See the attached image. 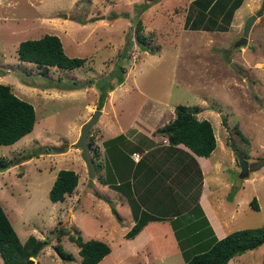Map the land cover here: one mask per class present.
<instances>
[{
    "label": "rangeland",
    "instance_id": "1",
    "mask_svg": "<svg viewBox=\"0 0 264 264\" xmlns=\"http://www.w3.org/2000/svg\"><path fill=\"white\" fill-rule=\"evenodd\" d=\"M150 1L0 0V82L9 84L35 109L33 129L12 144L0 145V161L11 163L0 170V203L21 241L31 234L50 237L35 262L81 264L78 246L68 236L70 229L84 240L98 238L110 245L111 251L97 264H184L176 235L170 231L176 217L154 222L140 235L147 221L134 235L125 236L128 208L120 207L119 219L113 214L98 172L88 177L81 149L74 145L81 124L97 108L101 89L110 86L115 90L113 100L105 102L106 112L90 128L88 141L99 148L105 122L110 133L144 114L156 129L174 118L177 104L198 105L201 110L196 116L211 121L216 137L215 148L203 160L208 167L204 179L211 189L209 201L224 219L235 212L233 201L239 203L237 219L227 224L228 232L264 227V0H242L231 15H218L217 24H226L224 29L206 27L208 16L200 20L201 8L195 0L155 1L139 13L145 36L140 44L132 21L138 16L135 4ZM252 13L257 17L248 34L251 44L235 46ZM44 33L56 34L67 55L86 57V61L73 69H44L20 60L18 42ZM128 34L132 43L121 56ZM120 75L123 81L117 83ZM86 82L91 85L68 89ZM128 132L132 133L131 128ZM156 140L163 138L156 135ZM43 145L61 151L25 159L33 148ZM121 147L118 164L123 156L134 160L131 152L137 144L124 141ZM240 152L248 154L249 172L243 177L239 176ZM61 168L74 169L78 183L64 200L53 202L49 189ZM202 185L203 178L192 200L198 202ZM156 186L149 184L147 190ZM253 197L258 209L250 203ZM110 199L114 206L120 205L115 197ZM174 215L188 216L181 210ZM58 227L67 230L59 241ZM56 243L73 258L62 259L54 249ZM263 256L264 243L229 261L263 264ZM0 264H5L1 255Z\"/></svg>",
    "mask_w": 264,
    "mask_h": 264
},
{
    "label": "trees",
    "instance_id": "2",
    "mask_svg": "<svg viewBox=\"0 0 264 264\" xmlns=\"http://www.w3.org/2000/svg\"><path fill=\"white\" fill-rule=\"evenodd\" d=\"M155 1L158 0L135 4V12L138 16L132 18V21L134 22V31L141 41L140 44H143L145 36L141 33L142 23L139 18V13ZM241 1L242 0H195V4L201 8V21L208 16V24L206 27L211 28L215 26L216 28L220 27L224 29L226 24H217L219 23L218 15L221 13L228 16L231 15L232 11ZM131 43L129 35L127 45H125L121 56H124L126 50L131 46ZM16 54L20 60L34 62L44 67V69H48L50 66L73 69L83 65L86 61V57L67 55L59 36L51 33H44L37 38L20 40L16 47ZM122 77V75L118 77L117 83L123 81ZM86 85H91V82L74 84L68 87V89L84 87ZM112 89V86H110L108 90L101 89L97 108L103 106L108 91ZM200 110L201 108L198 105L190 106L186 104H177L174 118L161 127H158L155 131L167 136L170 145L183 143L197 155L207 157L216 146V137L211 121L207 118L200 119L196 116V113ZM34 124L35 109L33 104L16 95L11 90L9 84L0 82V145L14 143L22 136L29 133L33 129ZM118 137H120V135L115 138ZM114 140L115 139H110L106 143L108 144ZM88 143L90 145V151L92 150L91 157L95 164L96 171L98 172V180L103 184H113L114 176L109 178V175L106 174L104 177L100 172L102 170V158L99 157L100 154L97 148L94 147L91 140H89ZM136 148L142 150V147L138 145ZM59 151H61L60 148H55V146H37L26 154L25 159L38 156L44 152L50 153ZM132 151H134V149ZM240 155L245 160H248V154L246 152H240ZM194 163L196 164V174L200 175V179V169L195 160ZM10 164V161H0V170L7 168ZM119 165V171L123 172L127 166H129V168L133 167V161L129 157H126L125 162H120ZM137 166H139V163H137ZM129 172L130 170L127 174ZM123 175L124 173L120 176ZM77 183L78 175L74 169H59L49 189L50 200L53 202L64 200L67 194L73 192ZM99 196L101 197V195ZM105 199L110 204L113 214L119 219L120 214L111 202V199L108 197ZM250 203L255 209H258L255 197L250 200ZM131 209L133 212L134 206L132 207L131 205ZM185 214H188V216L175 215L176 220L172 222L173 232L174 235H176L180 250L183 253L185 264H227L228 260L233 256L239 255L248 249L256 248L264 243L263 226L235 229L223 237L217 238L198 204L188 209ZM188 218L190 219L187 220ZM133 219L134 224L127 230L125 236L134 235L149 219H152V217L149 215L147 217L144 215L137 217L133 214ZM66 231L65 227L56 228L55 235L58 241L60 240V235L67 233ZM69 231V239L74 241L78 246L81 264H97L111 251L110 245L102 239L90 238L84 240L76 231H71L70 229ZM49 239V236L40 239L31 234L24 241H21L10 219L7 217L4 207L0 203V255L5 264H27L29 258L38 256L43 247L50 243ZM54 249L62 259L67 260L73 258V255L66 252L60 243H56ZM35 264L41 263L38 260Z\"/></svg>",
    "mask_w": 264,
    "mask_h": 264
},
{
    "label": "crops",
    "instance_id": "3",
    "mask_svg": "<svg viewBox=\"0 0 264 264\" xmlns=\"http://www.w3.org/2000/svg\"><path fill=\"white\" fill-rule=\"evenodd\" d=\"M114 91L115 90L108 91L109 94L107 93V96L105 97L103 109L101 108V114L98 121H100L102 115L106 112L104 107L105 102L107 100L109 102L111 98L113 100V97L111 96L114 94ZM148 113H146V118L150 117ZM140 116L142 118L136 117L122 130L118 129L117 131H112L110 133H107L105 130L108 124L105 122L100 134L102 140L97 143L99 148L96 145L94 146L100 154L99 157L104 161V170L102 168L101 171H104L109 175V178L114 176L113 184H103L100 182L102 193L105 194L106 190L107 195L105 194V196H109L110 198L115 197L120 202V205L118 206H116L115 203V207L119 214L120 207H126V210L128 208V211H125L124 216L129 222V227L125 228V231L122 233L125 234L134 224V219L132 218L133 214L137 217L142 215L146 217L149 215L152 217V219H149L147 224L143 227L144 229L140 234L142 235L152 223L165 221L170 216L175 217L173 214H175L177 210L186 212L196 204H198L200 208L202 207L201 209L217 238H221L229 233L228 231L230 228L227 229V224H230V221L233 222L237 219L236 213L238 212L239 203H236V199L233 201L235 206L237 205L233 210L235 212L231 213L230 216H227L226 219L218 216L215 206L209 201L207 195L211 189L206 182L207 180L204 179L208 169L207 166H203V160H206V156L197 155L183 143L170 145L167 136L155 131L163 124L154 129L155 123L150 124L147 122L144 114H141ZM130 128L132 132L131 134L128 132V129ZM119 135L120 137L115 138ZM156 135L161 136L163 141H157ZM133 136L135 138H133ZM110 139L115 140L107 144L106 142ZM124 141L130 144L135 143L142 147V150L134 149L131 153L137 152L139 157L132 160L133 167L129 168V166H127L123 172H120V165L118 164L117 159L122 158V155L118 150L122 148L121 146ZM123 158V162H125L126 156H123ZM194 160L197 163L200 172H202L200 179V175L196 174V164L194 163ZM162 162L164 163L162 164ZM137 163H139V166H137ZM129 170L130 172L127 174ZM123 173L124 175L120 176ZM202 178L203 185L202 188L200 187L197 196L198 202H196L195 200H192L191 197L193 191L199 186V183L201 184ZM182 183L186 185L184 188H182ZM149 184L152 186L157 184L158 186L152 188V190H147V185ZM164 191L169 192L165 195H161V192ZM131 205L132 207L134 206L133 212ZM223 205L226 206L224 202ZM221 212L223 211L221 210ZM170 231L174 235L173 228H170ZM229 260L227 263L231 264V261ZM183 263L185 264V262Z\"/></svg>",
    "mask_w": 264,
    "mask_h": 264
},
{
    "label": "water",
    "instance_id": "4",
    "mask_svg": "<svg viewBox=\"0 0 264 264\" xmlns=\"http://www.w3.org/2000/svg\"><path fill=\"white\" fill-rule=\"evenodd\" d=\"M256 17H257V15L252 13L246 18L244 26H243L242 35L237 39V41H235V44H234L235 46L250 45L251 44V42L248 40V33H249L250 28H251L254 20L256 19ZM232 66H235V64L232 63ZM246 80L248 81V79H246ZM248 85H250L249 81H248ZM100 114H101V109L96 108L94 110L93 114L86 121H84L81 124L78 138L74 142V145L81 149V153H80L81 158L85 162L89 178H93L95 176L96 168H95V164H94L93 159H92L91 154H90V145L88 143V134H89L90 128L92 127L93 124L96 123ZM234 149H235V147H234ZM237 158H238V161H239V164L241 167L239 176H241V177L246 176L249 172L248 162L240 154L237 155ZM91 190L93 191L92 188H91ZM27 264H35L34 257L29 258Z\"/></svg>",
    "mask_w": 264,
    "mask_h": 264
},
{
    "label": "built area",
    "instance_id": "5",
    "mask_svg": "<svg viewBox=\"0 0 264 264\" xmlns=\"http://www.w3.org/2000/svg\"><path fill=\"white\" fill-rule=\"evenodd\" d=\"M132 155H133L134 159H137L139 157V154L137 152H133Z\"/></svg>",
    "mask_w": 264,
    "mask_h": 264
},
{
    "label": "flooded vegetation",
    "instance_id": "6",
    "mask_svg": "<svg viewBox=\"0 0 264 264\" xmlns=\"http://www.w3.org/2000/svg\"><path fill=\"white\" fill-rule=\"evenodd\" d=\"M249 34V33H248Z\"/></svg>",
    "mask_w": 264,
    "mask_h": 264
}]
</instances>
